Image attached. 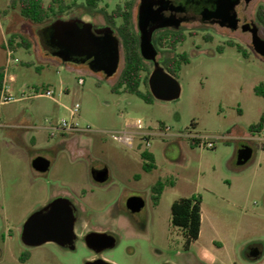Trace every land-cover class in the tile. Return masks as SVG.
<instances>
[{
    "label": "rangeland",
    "instance_id": "374dc122",
    "mask_svg": "<svg viewBox=\"0 0 264 264\" xmlns=\"http://www.w3.org/2000/svg\"><path fill=\"white\" fill-rule=\"evenodd\" d=\"M123 1L101 0L96 7H86L84 0H57L55 16L36 24L22 17L18 3L0 0V71L6 68L15 79L10 85L14 100L0 104L1 250H21V224L55 196L67 193L81 209V220L117 235V245L104 254L116 264H264V128L249 130L264 116V97L254 92L264 84V57L254 51L247 32L195 25L175 50H163L169 57L187 54L188 62L173 75L179 97L147 103L115 89L122 52L117 72L106 77L86 63H64L44 49L40 29L56 18L110 26L117 35L119 20L112 24L105 13ZM138 1L132 0L135 30ZM260 4L264 0H251L247 16L264 39L255 17ZM47 89L52 96H45ZM76 103L79 110L72 122L77 131L64 134L67 130L59 124L70 121ZM137 119L143 128L134 132L132 147L114 138ZM143 132L150 137L141 136ZM196 137L201 143H193ZM205 137L214 142L213 148L203 144ZM68 138L72 141L61 146ZM243 145L253 152L239 166L237 152ZM143 151L155 163L148 172L142 167ZM36 154L50 161L47 171L33 169ZM102 167L108 178L96 183L90 172ZM157 181L166 185L155 204L152 188ZM191 194L202 198L201 228L198 239L187 245L181 229L172 224L170 209L173 201ZM131 196L144 200L137 213L126 207ZM253 246L261 249L255 259L247 252ZM35 251L43 256L55 247L43 244ZM89 256L79 245L76 254L53 253L35 264H82Z\"/></svg>",
    "mask_w": 264,
    "mask_h": 264
},
{
    "label": "water",
    "instance_id": "95a60500",
    "mask_svg": "<svg viewBox=\"0 0 264 264\" xmlns=\"http://www.w3.org/2000/svg\"><path fill=\"white\" fill-rule=\"evenodd\" d=\"M147 0H141L138 7V48L141 57L145 61L153 63L149 73L147 84L149 91L154 99L170 101L179 97L180 86L173 75L168 73L165 68L156 60L157 51L153 45L152 34L155 28L167 26L158 25L152 29L147 28L145 14V3ZM247 2L251 0H246ZM220 26H227L231 29L237 27L235 13L228 17L227 23L220 21ZM243 31L248 30L251 36V44L254 51L264 57V39L259 35L258 26L246 24ZM48 45L52 48L51 55L57 57L62 62L87 63L89 69L93 72H102L106 77L112 76L118 70L121 59V42L110 26L101 28L95 27L91 22L81 19H55L49 25ZM252 148L242 146L237 152L236 164L241 166L246 164L252 157ZM31 165L37 172H45L50 166V161L43 156H36L32 159ZM107 169L98 170L94 176L97 182H104L107 179ZM126 207L131 213H137L144 207V200L139 196H131L126 200ZM44 210H38L32 213L24 223V232L22 239L27 244L38 245L46 239H30L32 233L38 230H32L34 223H44L47 218L63 219L64 227L67 233H70L74 222L72 203L68 198L58 197L53 199ZM90 241L105 242L113 245L115 237L111 233H92ZM106 245V246H107ZM261 254V249L253 248L248 252V257L255 259ZM103 263L111 264L105 261ZM99 264H101L99 262ZM170 264V263H165Z\"/></svg>",
    "mask_w": 264,
    "mask_h": 264
},
{
    "label": "flooded vegetation",
    "instance_id": "af4514ba",
    "mask_svg": "<svg viewBox=\"0 0 264 264\" xmlns=\"http://www.w3.org/2000/svg\"><path fill=\"white\" fill-rule=\"evenodd\" d=\"M140 1L141 0H139L136 5V25L138 23V7ZM250 2L251 1L247 2L246 0H147L145 3L144 14V18L146 19L147 23V28L152 29L158 25H167L161 28H155L152 34L153 45L157 51L156 60L162 65L167 63L172 58L167 56L166 52H163V50L169 48L167 46L168 44H163L164 41L167 39L164 38L161 40V37H164L166 35L167 38H171L175 34L185 35V31L187 30L188 32L186 35H189L192 33V28L195 25L200 27H218L222 30L229 31L231 33H234L239 30H241L242 32L249 33L248 30L243 31L242 28L246 24L255 23L252 19L248 18L247 16V9ZM232 12L235 13L237 19V27L235 29H231L227 26H220V21H224L225 23H227V19L232 14ZM136 32L139 36L138 26ZM184 41L179 42L177 46L182 44ZM147 62H149L153 66V63L151 61ZM71 132L73 133L75 131L67 130L63 133L67 134ZM29 140L32 141V137ZM64 140L70 142L72 141V139L69 138ZM66 144L69 143H61V146H65ZM36 156L45 157L42 154H37L34 156V158ZM101 169L106 168H94L90 172L91 179L96 183H104L107 180L106 179L104 182H97L95 180L94 176L96 172ZM58 197L68 198L72 203L74 222L70 233L66 232L64 227L65 221L63 219L61 220L47 218L46 220H44V223L37 222L32 225V230L34 231L36 229L38 231L36 233H32L30 237V239L32 238L46 240L38 245L27 244L22 239L24 232V223L27 220L26 219L18 229L21 245L23 248L19 251H14L12 249L1 250L0 248V264H3L5 261L10 264H35L36 259H45L53 253L66 257L68 255L76 254L78 252L79 245L85 247L88 253H90V256L85 258L82 264H99V262L101 264H107L101 262V260L111 264H116L109 258L105 257L104 254L106 251L112 249L117 245V235H115L112 231L108 230L107 228H93L84 220H81L79 216L81 213V209L78 205L72 202L67 193L57 195L53 199ZM51 201L41 206L38 210H44V212L46 213L48 209L45 208ZM92 233H111L115 237L114 244L108 246L107 244H105V242H92L90 241V235ZM2 237L3 238L1 241V247L5 248L6 241L4 238V234L2 235ZM43 244H50L54 246L55 251H47V253L49 254H43L42 256L41 253L35 251V248ZM253 248L260 249V247L258 246H253L250 247L247 252H249ZM3 252H5L6 254L3 255Z\"/></svg>",
    "mask_w": 264,
    "mask_h": 264
},
{
    "label": "trees",
    "instance_id": "16d2710c",
    "mask_svg": "<svg viewBox=\"0 0 264 264\" xmlns=\"http://www.w3.org/2000/svg\"><path fill=\"white\" fill-rule=\"evenodd\" d=\"M57 0H52L48 5L44 4V0H11V4L18 3L20 7V14L26 20L41 24L52 16H55L54 3ZM101 0H84L86 7H96ZM132 0H124L122 4H117L110 13H105L106 20L114 24L115 20H119V24L116 26V33L120 39L122 54H123V67L117 78L115 84L116 90H122L124 92L132 93L143 99L145 102L150 103L154 98L151 95L147 79L150 73L148 69L147 61H145L138 48V35L132 23ZM62 10V6H59ZM255 17L261 24L264 31V5H258L255 11ZM54 19V18H53ZM57 19V18H56ZM45 24L41 29L42 44L44 49L51 54L52 48L48 45V33L49 25L53 22ZM185 35L175 34L171 38H167L165 35L161 37V40L166 38L163 44H168V48L175 50L177 44L185 40ZM232 44V43H231ZM21 45L29 47V42L25 39L21 40ZM233 45V44H232ZM240 50V46H237ZM188 57L185 52L177 53L175 57H172L167 63H165V70L175 75L180 70L182 63H187ZM145 73L143 76L142 74ZM4 75L3 71H0V86ZM146 85V89H141V85ZM254 92L258 96L264 97V84L261 83L254 87ZM264 128V116H261L257 123L250 125L249 130L251 132H260ZM143 159L142 167L145 171H151L155 168L153 156L143 151L141 153ZM172 186L173 182H169ZM166 183L157 181L152 188L154 203H158V199L165 187ZM201 203L202 198L200 194H191L187 197H181L171 204V221L172 224L181 229L183 236L185 237L186 244L189 245L192 241L198 239L201 228Z\"/></svg>",
    "mask_w": 264,
    "mask_h": 264
},
{
    "label": "built area",
    "instance_id": "2783aa9c",
    "mask_svg": "<svg viewBox=\"0 0 264 264\" xmlns=\"http://www.w3.org/2000/svg\"><path fill=\"white\" fill-rule=\"evenodd\" d=\"M11 55V51H8V56ZM13 82L12 77L7 74L6 72V68L4 70V75H3V79H2V83L0 86V104L3 103H7V102H11L12 100H14L11 91H10V85ZM79 84L83 83L82 79L78 80ZM45 96H52V91L50 90H46L44 92ZM79 110V104L76 103L74 104L73 108L70 109V121H65L62 120L60 122V128L64 129V130H68V131H77V128L75 127L74 123L72 122V120L74 119L75 115L77 114V111ZM127 128H129V130H124L120 135L118 136H114L115 139L125 143L126 145L132 147L134 145V132L135 131H140L143 127H142V122L140 119H137L133 122H130L126 125ZM59 129V128H58ZM167 130V128H166ZM141 136L143 137H150V133L147 132H143L140 133ZM201 139L202 138H193V143H201ZM206 147L208 148H213L214 147V142L208 140L206 137L204 138V143H203ZM146 145L149 146V142H146Z\"/></svg>",
    "mask_w": 264,
    "mask_h": 264
},
{
    "label": "crops",
    "instance_id": "0c3cea01",
    "mask_svg": "<svg viewBox=\"0 0 264 264\" xmlns=\"http://www.w3.org/2000/svg\"><path fill=\"white\" fill-rule=\"evenodd\" d=\"M10 76L12 77L13 82H14V80H15V79H14V76H13V75H10ZM13 82H12V83H13ZM32 138H33V137H32ZM64 142L69 143L70 141H67V140H64V139H63V140L61 141V143H64ZM36 155H37V154H36ZM45 158H47V157H45Z\"/></svg>",
    "mask_w": 264,
    "mask_h": 264
}]
</instances>
